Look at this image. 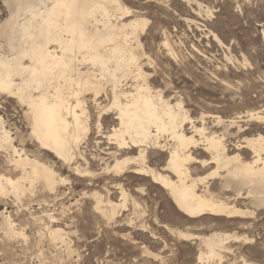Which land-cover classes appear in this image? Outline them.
Listing matches in <instances>:
<instances>
[{
  "label": "rangeland",
  "instance_id": "374dc122",
  "mask_svg": "<svg viewBox=\"0 0 264 264\" xmlns=\"http://www.w3.org/2000/svg\"><path fill=\"white\" fill-rule=\"evenodd\" d=\"M200 1L212 9L213 16L198 17L192 7L186 5V0H124L128 7H132L135 12L140 11L137 13L142 12L143 16L140 17L148 20L146 29L139 32L142 46L138 48V55L143 70L148 74L147 83L150 82L148 84L155 91L153 92L162 91L164 97L171 99L173 104L182 102L187 115L193 119L186 122L188 132L193 130L192 126L195 124L205 125L208 132L211 129L222 133L224 128L229 127L231 119L239 121L240 123L230 127L232 141L227 142L231 151L236 152V142L244 141L247 138L245 136L251 137L253 133H264V123H257L246 116L256 109L264 111V0ZM2 2L0 0V21L8 16ZM193 7L196 8L195 5ZM213 32L217 34V39ZM165 41H169V45ZM225 67L232 70L230 77L224 74ZM133 80L124 82L125 89L130 88ZM5 96L0 94V117L3 118L6 129L10 130L12 144L18 150L23 149L30 157H42L40 161L43 160L56 171L59 181L56 191L47 187L44 189L45 185L41 181L32 185L24 183L18 194L13 193L10 188L5 193L0 191V264H264V209H257L256 217L243 220L211 215L192 218L181 212L168 192L151 179L133 173H128L119 180L113 174L107 175L103 168L107 162L114 163V160L104 154L106 147L110 145L98 135L94 126L93 121L97 119L99 110L91 98L88 100V108L92 115V129L89 138L86 136L83 139L81 149H88L84 153L95 160H92L94 164L92 162L89 168L92 171L90 176H77L72 168L63 165L54 154L41 148L32 135L29 116L26 115L27 108H22L16 99ZM105 98L103 96L100 99L103 105L108 103ZM248 109L250 112H247ZM114 117V114L104 117L105 127H111ZM216 118H220L222 123H217ZM250 129L253 130L252 134L247 132ZM98 140L103 141L99 143ZM0 148V175L19 178L23 169L20 165L18 167L13 148L1 138ZM113 150L116 147H112ZM154 152L149 153L150 163L161 167L164 156ZM100 156L104 160H100ZM207 172L201 168L194 170L197 175ZM117 183H124L123 187L129 193L126 209L120 207L119 212L112 215L104 211L109 208L106 202L97 209L100 196L103 199L105 196V201L111 199L123 202ZM217 187L216 185V190L219 188ZM96 192L99 193L98 196L94 194ZM133 198L139 202L138 210L132 204ZM56 228L60 230L61 236L54 233ZM181 232L187 236H178ZM213 232L247 235L253 240L245 242L243 239L229 238L226 240V248L221 251L224 254L222 259L213 260L206 258L208 249L203 243V238ZM201 253H206L203 254L206 256L203 261L200 259Z\"/></svg>",
  "mask_w": 264,
  "mask_h": 264
},
{
  "label": "bare ground",
  "instance_id": "6f19581e",
  "mask_svg": "<svg viewBox=\"0 0 264 264\" xmlns=\"http://www.w3.org/2000/svg\"><path fill=\"white\" fill-rule=\"evenodd\" d=\"M186 1V5H190L198 17L213 16L212 9L202 1ZM2 3L8 16L0 21V94L16 99L22 108H27L26 115L29 116L33 137L42 149L54 154L63 165L72 168L75 175L90 176L92 171L89 168L95 160L90 159L89 154L86 156V149H81L83 139L89 136L92 129V115L88 108V100L91 98L99 110L97 119L93 121L94 126L98 135L110 145L106 147L104 154L114 160V163L107 162L103 168L107 175L113 174L119 180L128 173H133L151 179L168 192L181 212L192 218L211 215L243 220L256 217V210L264 209V133L254 134L250 129L247 132L253 133L252 136H245L247 138H243L244 141L236 142V152H232L227 142L232 141L230 127L239 122L235 119L228 120L229 127L224 128L222 133L211 129L208 132L205 125L197 126L193 123V130L188 132L186 122L193 119L187 115L182 102L173 104L171 99L164 97L162 91L154 93L148 84L150 82L147 83L148 74L143 70L138 55V48L142 46L139 32L144 31L148 23V20L140 17L143 16L142 12V15L137 13L140 11L135 12L124 0H3ZM213 35L215 39L218 38L214 32ZM165 42L169 45V41ZM231 72V69L225 67L226 76L230 77ZM129 79H134V83L125 89L124 82ZM241 90L240 88V92ZM103 96L108 100L105 105L100 102ZM247 112H250L249 109ZM111 114L115 116L111 121L113 124L110 128L108 124L105 127L104 117H110ZM246 116L257 123H264L263 109L253 110ZM216 121L222 123L220 118H216ZM0 138L13 148L18 167L20 165L23 169V173L20 172L22 175L17 179L0 175V191L5 193L10 188L13 193L18 194L24 183L32 185L37 181L45 185L44 189H56L59 181L56 171L43 160L40 161L42 157H30L23 149L14 147L10 130L6 129L2 117ZM111 146L116 147V150L112 151ZM153 149L164 156L161 167L150 163L149 153L154 152ZM102 159L104 160L100 156V160ZM198 168L208 172L197 175L194 170ZM61 181L64 179L61 178ZM123 184L117 183L123 202L111 199L105 201V196L104 199L100 196L97 209L105 202L109 208L104 207V211L112 215L119 212L120 207L126 209L129 193ZM216 185L218 190L215 189ZM94 194L99 195L97 192ZM138 203L134 199L132 204L135 209L140 206ZM50 217L52 218L51 215ZM59 232L56 228L54 233L61 236ZM179 235L187 236L182 232ZM229 238L243 239L245 242L253 240L247 235L213 232L203 238L208 255L206 257L201 253L200 259H222L224 254L221 251L226 248V240Z\"/></svg>",
  "mask_w": 264,
  "mask_h": 264
}]
</instances>
